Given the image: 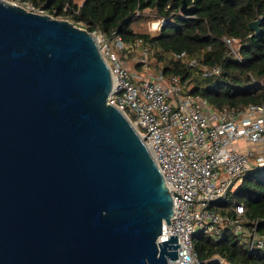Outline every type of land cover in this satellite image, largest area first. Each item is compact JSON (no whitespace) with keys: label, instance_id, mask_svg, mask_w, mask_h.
Here are the masks:
<instances>
[{"label":"water","instance_id":"95a60500","mask_svg":"<svg viewBox=\"0 0 264 264\" xmlns=\"http://www.w3.org/2000/svg\"><path fill=\"white\" fill-rule=\"evenodd\" d=\"M112 88L93 32L0 0V264H187L159 241L173 198Z\"/></svg>","mask_w":264,"mask_h":264},{"label":"built area","instance_id":"2783aa9c","mask_svg":"<svg viewBox=\"0 0 264 264\" xmlns=\"http://www.w3.org/2000/svg\"><path fill=\"white\" fill-rule=\"evenodd\" d=\"M225 42L238 55L237 39L225 37ZM98 44L113 76L108 103L125 114L143 139L173 198L171 223L159 237L177 235L178 257L170 262L203 264L197 235L220 237L225 227L249 236L251 247H264V234L245 227L244 205L231 199L247 170L264 168V104L240 112L214 110L206 98L185 93L178 75L166 78L130 69L121 53L138 50L148 71L150 48L142 38L126 42L118 35L111 41L104 36ZM174 56L190 67L200 65L198 57L185 51ZM220 72L218 64L202 65L204 76Z\"/></svg>","mask_w":264,"mask_h":264},{"label":"trees","instance_id":"16d2710c","mask_svg":"<svg viewBox=\"0 0 264 264\" xmlns=\"http://www.w3.org/2000/svg\"><path fill=\"white\" fill-rule=\"evenodd\" d=\"M13 1L32 4L55 18L64 15L79 27L102 33L109 41L116 35L126 42L142 38L150 48V70L154 56L158 72L166 78L178 75L185 93L206 98L214 110L226 107L240 112L249 105L264 104V0H84L80 5L74 0ZM147 14L162 19L155 34L134 29ZM259 16L261 30L255 33L249 24ZM225 37L237 39L238 55ZM135 51L122 52V60L126 53ZM182 51L198 57L200 65L190 67L175 58L174 53ZM204 64H218L221 72L204 76ZM142 66L138 61L135 69ZM231 199L244 205L245 227L264 234V168L247 170ZM249 238L225 227L220 237L201 232L195 245L203 264H264V247H251Z\"/></svg>","mask_w":264,"mask_h":264},{"label":"rangeland","instance_id":"374dc122","mask_svg":"<svg viewBox=\"0 0 264 264\" xmlns=\"http://www.w3.org/2000/svg\"><path fill=\"white\" fill-rule=\"evenodd\" d=\"M5 1H8L10 3H13V4H17V5H21L19 2H16V1H13V0H5ZM82 2H84V0H74V3H77L78 5H80ZM23 6L24 8H26L27 10H30V11H34V12H40L41 10L43 11V9H36L34 8V6L32 4H27V5H21ZM148 15V18L144 21H141L139 24H135L134 25V29L136 32H148V33H152V34H155L159 31L160 29V26H161V23H162V19L161 18H158L156 17V15L154 14H147ZM54 17V16H52ZM58 19H64V20H67L65 18V16H60V17H56ZM95 36H96V39L99 43L100 39H102L104 37V35L102 33H95ZM238 47V45H237ZM235 46V48H237ZM127 55H125L126 57L123 59L125 64L132 70H137L138 72L140 73H144V74H151V75H158L160 72L157 71L156 67H154L153 64H157L158 61L157 59L153 56L151 57V70L150 68H148V71L145 72L143 70V68L141 70H138V69H135V64L136 62L139 61L140 59V52L137 50L135 51L134 53H131L128 55V53H126ZM228 205L227 206H231L232 203H227Z\"/></svg>","mask_w":264,"mask_h":264}]
</instances>
